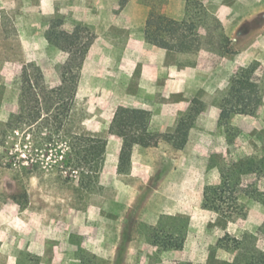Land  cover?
Segmentation results:
<instances>
[{
  "label": "rangeland",
  "instance_id": "rangeland-1",
  "mask_svg": "<svg viewBox=\"0 0 264 264\" xmlns=\"http://www.w3.org/2000/svg\"><path fill=\"white\" fill-rule=\"evenodd\" d=\"M167 19L185 30V50L146 38ZM53 25L92 39L68 127L105 138L100 157L19 117L27 79L61 82L68 53L49 42ZM249 65L262 104L221 117ZM119 106L149 111L156 133L186 119V146H134L119 171L122 139L109 132ZM80 171L94 173L90 189ZM223 172L241 204L230 217L203 207ZM263 250L264 0H0V264H244Z\"/></svg>",
  "mask_w": 264,
  "mask_h": 264
},
{
  "label": "trees",
  "instance_id": "trees-1",
  "mask_svg": "<svg viewBox=\"0 0 264 264\" xmlns=\"http://www.w3.org/2000/svg\"><path fill=\"white\" fill-rule=\"evenodd\" d=\"M150 22V21H149ZM166 33L153 34L150 27L146 30V38L153 44L171 50L182 51L187 47L185 30L171 19L165 21ZM48 40L58 48L66 51L68 56L62 65L61 82L50 86L32 78L26 80L22 89L21 116L29 125L40 123L42 126L55 125L65 136L71 135L69 146H77L79 151L86 150L95 156L106 151L107 140L97 135L73 133L68 122L77 93L81 70L86 54L92 44L90 37L79 35L78 27L72 32L58 30L56 25L48 31ZM254 66L239 69L232 78L228 93L222 100L221 117L231 115H254L262 104V93L258 84L252 79ZM26 114V115H25ZM18 116V115H17ZM16 116V117H17ZM191 124V123H190ZM186 119H182L175 132L156 133L150 128L149 111L143 108L119 106L110 122L109 132L122 139L118 168L126 172L129 168L134 146L148 147L163 139L175 148L183 149L188 142ZM73 144V145H72ZM51 166L64 167L63 160L55 159ZM31 172V171H29ZM83 178L79 181L81 188H91L92 171H80ZM87 178V180H85ZM84 181H86L84 183ZM203 207L211 209L222 216L230 217L240 208L237 185L230 181L228 174L223 172L219 185H206L204 188ZM177 243V247L182 246ZM244 264H264V250L247 257Z\"/></svg>",
  "mask_w": 264,
  "mask_h": 264
},
{
  "label": "crops",
  "instance_id": "crops-1",
  "mask_svg": "<svg viewBox=\"0 0 264 264\" xmlns=\"http://www.w3.org/2000/svg\"><path fill=\"white\" fill-rule=\"evenodd\" d=\"M136 146H138V145H136ZM148 147H150V146H148Z\"/></svg>",
  "mask_w": 264,
  "mask_h": 264
}]
</instances>
